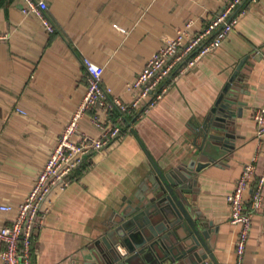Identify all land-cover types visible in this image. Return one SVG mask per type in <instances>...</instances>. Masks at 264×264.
I'll return each instance as SVG.
<instances>
[{
    "label": "crops",
    "instance_id": "crops-1",
    "mask_svg": "<svg viewBox=\"0 0 264 264\" xmlns=\"http://www.w3.org/2000/svg\"><path fill=\"white\" fill-rule=\"evenodd\" d=\"M55 26L49 33L21 0H0V227L16 216L86 87L82 56L103 66L112 96L133 98L130 86L149 55L185 21L202 27L224 0H44ZM235 138L223 163L197 174L194 207L211 222L216 264H235L238 226L229 221L226 196L244 164L256 155L264 175V144L257 150L253 111L264 102V0L247 5L222 43L174 78L131 129L111 140L104 154L88 156L71 182L52 192L37 231L31 264H76L102 223L130 198L153 171L186 159L192 130L211 110L240 61ZM134 113V112H133ZM136 113V112H135ZM134 113V114H135ZM127 117V116H126ZM79 131L97 136L85 114ZM4 244L0 240V250ZM1 263V261H0ZM242 264H264V206L253 214Z\"/></svg>",
    "mask_w": 264,
    "mask_h": 264
},
{
    "label": "built area",
    "instance_id": "built-area-1",
    "mask_svg": "<svg viewBox=\"0 0 264 264\" xmlns=\"http://www.w3.org/2000/svg\"><path fill=\"white\" fill-rule=\"evenodd\" d=\"M257 0H224L220 9L206 23L191 30L185 21L149 55L137 76L132 80L133 98L124 101L112 96L110 86L104 85L103 66L82 56L81 65L86 78L84 94L49 152L38 172L31 190L17 206L16 216L0 227V264H31L34 241L43 225L49 195L63 191L71 182L72 173L88 156L104 154L111 140L122 134L126 116L141 117L152 107L179 74L193 68L206 53L213 51L225 39L247 5ZM44 0H21L20 11L36 17L52 33L55 26L47 16ZM134 112V113H133ZM87 115L97 128V136L79 131V121ZM257 150L264 144V102L253 111ZM256 155L243 165L232 191L226 196L229 221L238 226L235 240V264H242L252 217L264 206V175H256ZM12 206L0 205L9 211Z\"/></svg>",
    "mask_w": 264,
    "mask_h": 264
},
{
    "label": "water",
    "instance_id": "water-1",
    "mask_svg": "<svg viewBox=\"0 0 264 264\" xmlns=\"http://www.w3.org/2000/svg\"><path fill=\"white\" fill-rule=\"evenodd\" d=\"M241 60L222 88L211 116L193 127L186 159L153 171L102 223L76 264H216L211 222L194 207L197 174L223 163L233 146L232 120L245 104L239 97Z\"/></svg>",
    "mask_w": 264,
    "mask_h": 264
},
{
    "label": "trees",
    "instance_id": "trees-1",
    "mask_svg": "<svg viewBox=\"0 0 264 264\" xmlns=\"http://www.w3.org/2000/svg\"><path fill=\"white\" fill-rule=\"evenodd\" d=\"M135 114L132 115V117L134 116ZM132 117H129V118H132ZM129 118H125L124 122L127 124L129 121H131L132 119L129 120Z\"/></svg>",
    "mask_w": 264,
    "mask_h": 264
}]
</instances>
